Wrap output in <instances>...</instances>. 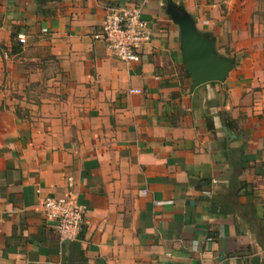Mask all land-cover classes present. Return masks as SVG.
Returning <instances> with one entry per match:
<instances>
[{
  "label": "crops",
  "instance_id": "0c3cea01",
  "mask_svg": "<svg viewBox=\"0 0 264 264\" xmlns=\"http://www.w3.org/2000/svg\"><path fill=\"white\" fill-rule=\"evenodd\" d=\"M263 3L0 0V264H264ZM170 4L234 60L223 81L192 88ZM124 6L137 63L93 39ZM46 195L85 206L76 240Z\"/></svg>",
  "mask_w": 264,
  "mask_h": 264
},
{
  "label": "built area",
  "instance_id": "2783aa9c",
  "mask_svg": "<svg viewBox=\"0 0 264 264\" xmlns=\"http://www.w3.org/2000/svg\"><path fill=\"white\" fill-rule=\"evenodd\" d=\"M93 39L103 41L106 50L115 59L137 63L141 60L142 47L151 40V31L149 23L142 18L141 9L124 6L109 9L100 30L93 34ZM17 41L24 44L26 39L18 35ZM130 91L141 92L140 89ZM36 194H40L39 188ZM40 206L43 215L52 221L61 241L78 238L84 224L85 206L73 203L69 196L52 195L44 196Z\"/></svg>",
  "mask_w": 264,
  "mask_h": 264
},
{
  "label": "water",
  "instance_id": "95a60500",
  "mask_svg": "<svg viewBox=\"0 0 264 264\" xmlns=\"http://www.w3.org/2000/svg\"><path fill=\"white\" fill-rule=\"evenodd\" d=\"M168 12L180 28L182 57L192 79V88L210 81H223L234 60L216 52L214 41L198 32L189 14L171 4Z\"/></svg>",
  "mask_w": 264,
  "mask_h": 264
},
{
  "label": "rangeland",
  "instance_id": "374dc122",
  "mask_svg": "<svg viewBox=\"0 0 264 264\" xmlns=\"http://www.w3.org/2000/svg\"><path fill=\"white\" fill-rule=\"evenodd\" d=\"M263 2H264V0H263ZM260 10H261V13H262L261 19H263V21H264V3L260 6Z\"/></svg>",
  "mask_w": 264,
  "mask_h": 264
}]
</instances>
